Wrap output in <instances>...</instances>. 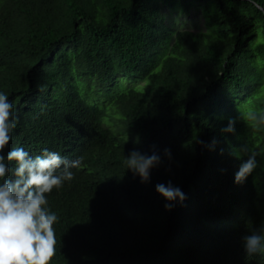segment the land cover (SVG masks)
I'll list each match as a JSON object with an SVG mask.
<instances>
[{
	"label": "trees",
	"instance_id": "16d2710c",
	"mask_svg": "<svg viewBox=\"0 0 264 264\" xmlns=\"http://www.w3.org/2000/svg\"><path fill=\"white\" fill-rule=\"evenodd\" d=\"M177 5L205 28L170 30ZM119 73L142 85L104 100ZM0 91L19 117L5 152L80 161L48 194L51 264H264L242 243L264 229V125L250 119L264 115V11L250 0H0ZM242 147L258 167L236 184ZM133 150L161 157L149 183L127 170ZM169 181L187 197L171 211L155 191Z\"/></svg>",
	"mask_w": 264,
	"mask_h": 264
},
{
	"label": "clouds",
	"instance_id": "9594fccd",
	"mask_svg": "<svg viewBox=\"0 0 264 264\" xmlns=\"http://www.w3.org/2000/svg\"><path fill=\"white\" fill-rule=\"evenodd\" d=\"M264 11V5L250 0ZM257 127L264 125V115L250 117ZM19 122L15 106L8 94L0 91V264H51L56 255V228L58 214L52 210L48 194L71 182L78 160H69L58 151L48 148L33 156L24 147L5 148L13 141V132ZM236 121L228 118L222 133L234 134ZM215 144V141H213ZM170 158L171 152L165 149ZM240 160L234 174V183L243 184L258 167L257 153L242 147L235 153ZM127 170L138 176L141 183L151 181L152 170L161 164L158 153L133 150L125 156ZM14 162V163H13ZM155 191L171 211L186 200V194L171 181L158 183ZM245 255L264 252V229L242 237Z\"/></svg>",
	"mask_w": 264,
	"mask_h": 264
},
{
	"label": "rangeland",
	"instance_id": "374dc122",
	"mask_svg": "<svg viewBox=\"0 0 264 264\" xmlns=\"http://www.w3.org/2000/svg\"><path fill=\"white\" fill-rule=\"evenodd\" d=\"M180 6L177 5V8L173 12H168L166 10L167 15V24L170 27V30L176 31L178 29H189L193 31L203 30L205 28V19L202 13L197 11H191L188 16H184L180 11ZM129 75L119 73L117 75V80L115 84L110 85L107 88V94L103 95L104 100H109L112 96L123 93L127 89L130 88H137L142 85L141 80H134V79H126ZM124 77V78H123ZM129 78V77H128ZM138 86V87H137ZM246 109V106H241V112ZM106 125V121H105ZM106 126L113 129L116 133H121V130L115 127L112 123H108Z\"/></svg>",
	"mask_w": 264,
	"mask_h": 264
}]
</instances>
